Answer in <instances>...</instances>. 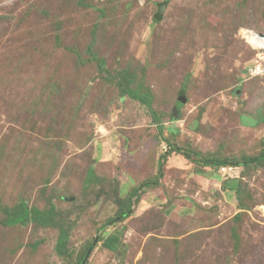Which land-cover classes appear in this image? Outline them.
Returning <instances> with one entry per match:
<instances>
[{
  "label": "rangeland",
  "instance_id": "374dc122",
  "mask_svg": "<svg viewBox=\"0 0 264 264\" xmlns=\"http://www.w3.org/2000/svg\"><path fill=\"white\" fill-rule=\"evenodd\" d=\"M246 30L264 34V0H0V205H54L68 231L59 256V225H8L0 210V264H76L97 235L84 264H264V161L198 166L172 152L132 213L100 229L168 143L230 162L264 148ZM125 68L161 133L120 94Z\"/></svg>",
  "mask_w": 264,
  "mask_h": 264
},
{
  "label": "trees",
  "instance_id": "16d2710c",
  "mask_svg": "<svg viewBox=\"0 0 264 264\" xmlns=\"http://www.w3.org/2000/svg\"><path fill=\"white\" fill-rule=\"evenodd\" d=\"M93 38V37H92ZM92 42L87 46L88 51L91 53V58L95 59L98 67H104V59L97 57L94 52L91 51ZM119 76L118 88L120 94H125L133 99L138 100L142 104L146 105L152 121L157 126L158 133L162 132L163 126L160 123L159 116L156 111L151 106V97L147 92L141 93L139 90V83L135 81V72L125 68L117 71ZM180 153L185 158L193 161L198 166H223L226 164L233 165H257L264 161V148L256 155H247L243 156L241 159H234L232 162L228 159H218L213 157H207L202 155L199 151L193 150L189 147H181L175 145L174 143H168V148L161 152L158 159V166L156 176L154 178H148L142 180L136 186H133L129 193L122 199L120 206L113 216L109 217L101 226L100 229H104L107 225H110L114 222L121 221L128 217L132 213V205L138 201L140 194L147 187H154L159 183V180L163 177V165L166 157L172 153ZM92 168L87 170L88 176H93ZM223 187L229 190H238L237 180H226L223 182ZM0 210H3L6 213V218L4 222L8 225L14 224H25L29 221H35L43 225H59V232L55 242V251L59 256L66 254V244L68 240V231L65 229L61 223L56 219V212L54 205H50L47 210H38L35 207L28 206L24 201H21L17 206L12 208L1 207ZM101 236L97 235L91 241H88L82 255L77 260L76 264H84L88 254L93 249L97 241H100ZM113 242L117 240V236H112ZM106 238H110L109 236ZM107 245V244H106ZM107 247L114 249V245L109 244Z\"/></svg>",
  "mask_w": 264,
  "mask_h": 264
},
{
  "label": "built area",
  "instance_id": "2783aa9c",
  "mask_svg": "<svg viewBox=\"0 0 264 264\" xmlns=\"http://www.w3.org/2000/svg\"><path fill=\"white\" fill-rule=\"evenodd\" d=\"M255 32V31H254ZM256 34H258L256 32ZM245 41L257 51V55L259 56L260 60L253 63L252 65L247 66L243 72L246 74V76H255L262 74L264 75V36H260V39H258L255 36H252L249 30L244 31L243 35ZM262 37V38H261Z\"/></svg>",
  "mask_w": 264,
  "mask_h": 264
},
{
  "label": "water",
  "instance_id": "95a60500",
  "mask_svg": "<svg viewBox=\"0 0 264 264\" xmlns=\"http://www.w3.org/2000/svg\"><path fill=\"white\" fill-rule=\"evenodd\" d=\"M166 1H161L157 3V11L154 13L155 19H160L162 17V12L165 7ZM260 36H264L263 33L257 32Z\"/></svg>",
  "mask_w": 264,
  "mask_h": 264
},
{
  "label": "bare ground",
  "instance_id": "6f19581e",
  "mask_svg": "<svg viewBox=\"0 0 264 264\" xmlns=\"http://www.w3.org/2000/svg\"><path fill=\"white\" fill-rule=\"evenodd\" d=\"M250 33L252 34V36H255L257 37L258 39H260V35L259 34H256V32L254 31H250ZM262 38V37H261Z\"/></svg>",
  "mask_w": 264,
  "mask_h": 264
}]
</instances>
